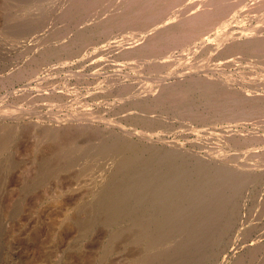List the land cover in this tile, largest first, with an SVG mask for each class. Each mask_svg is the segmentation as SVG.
<instances>
[{
  "label": "rangeland",
  "instance_id": "374dc122",
  "mask_svg": "<svg viewBox=\"0 0 264 264\" xmlns=\"http://www.w3.org/2000/svg\"><path fill=\"white\" fill-rule=\"evenodd\" d=\"M114 1L0 0V264H264V41L256 47L264 39V25L256 22L264 18V0H246L242 24L228 17L225 44L236 50L206 59L218 51L216 43L195 51V39L207 37H178L185 53L170 57L181 61L168 72L142 61L133 68L135 45H117L115 38L133 30V39L166 43L159 18L160 31L133 28L125 18L139 2H130L124 16ZM191 4L184 16L199 10ZM104 12L119 32L85 38ZM198 56L208 75L228 81L224 90L241 92L238 105L223 98L225 106L210 107L213 93L186 92L192 77L177 73ZM157 70L171 73L165 82L173 103L161 108L152 107L161 97ZM133 97L144 105L133 109ZM191 105L202 120L179 116ZM225 107L227 117L241 114L212 118ZM23 110L30 114L19 117ZM45 156L59 162L45 169ZM252 156L260 161L254 171ZM139 254L143 260L133 263Z\"/></svg>",
  "mask_w": 264,
  "mask_h": 264
},
{
  "label": "bare ground",
  "instance_id": "6f19581e",
  "mask_svg": "<svg viewBox=\"0 0 264 264\" xmlns=\"http://www.w3.org/2000/svg\"><path fill=\"white\" fill-rule=\"evenodd\" d=\"M22 1V0H21ZM74 1H77V0H73ZM86 1V0H85ZM116 1V5L117 6H120L118 7V10L120 11L121 10V13L124 15V16H128V12L130 10H132V5L130 2H134V1H137L139 2L138 3V6L136 8V10L134 11V15H129L128 18H125V21L127 22L128 25H131V27L133 28H137V27H143V28H148L149 27V24L151 26H154L153 28L157 31H160L161 28H157L158 26L155 24L157 23H161L160 26L163 25V29L165 28V32L168 36H170L168 39V41L166 43H162L161 41V45H157L155 42V40H148L144 38V36L141 38L144 40H141V39H133L134 36H136V32L135 33H132L133 30H130V31H123V32H120L118 33V35L115 37L116 39H118L116 41L117 45H122V46H126L127 44L130 45V42L135 45V47L131 48L130 49V52H129V56H131L132 58V63L135 64L133 68H138L141 64V61L143 63H148L149 66L150 65H156V67H158L160 64H162L161 66H164L166 68L165 71H171L172 70V62L174 65L177 64V62H180L181 60V57H178L177 61L176 60H173L171 61L170 60V57H174L175 55H177V53L181 52V54H184L185 50L182 49L183 47H177L178 43L176 44L174 41L175 40H178V37L180 38H183L185 39V41H189V40H192V39H195L196 34L199 36V35H203L206 38V40L204 41V39L202 38V36H199L198 38L195 39V42H198L200 45L199 47H197L198 45L196 44L195 47H197L195 49V51H201L202 49H207V45L208 44H213V43H216V49L218 51H212L211 52H207V54L205 55V58L208 59L209 57L215 55V54H218V57L220 56L222 59L225 58L226 55H228L229 53H231L232 50H236V46L235 45H232L231 43H229L227 46L225 44L226 42V34L228 33L227 32V29L230 28L231 26V23H230V17H231V20H232V23H238V24H242V20H241V16H243L242 14H238L242 11H244L246 9V7L249 6V4H247V1L246 0H131V1H127V0H115ZM114 1V2H115ZM254 1V0H253ZM40 2V1H39ZM46 2V1H45ZM195 3L196 6H198V11L196 13H194L193 15H190V16H184V10L183 9H186V8H190V6H192L191 3ZM263 3V0L262 2ZM90 4V3H89ZM140 4V5H139ZM253 4V3H252ZM194 7V6H193ZM177 8L179 9L178 12L174 11V9ZM245 8V9H244ZM196 9V8H195ZM239 9L241 11H239ZM244 9V10H243ZM64 10V9H63ZM248 10V9H247ZM128 11V12H127ZM192 11V9H191ZM246 11V10H245ZM250 11V10H249ZM255 11V10H254ZM253 11V12H254ZM263 11V10H262ZM81 12V11H80ZM195 12V11H194ZM105 13V12H104ZM102 14V17H100V15L98 16L99 19L101 20H98V21H93L90 23V25H92L91 27H88L86 28V33L88 34H83V36H85V38L88 36H90L91 33H94V32H97L98 30H101L103 34H106L109 36V33L110 34H114V33H117L119 31H117V29H115V20L114 19H111L110 18H107L105 17L106 16V13L105 14ZM127 13V14H126ZM121 14V15H122ZM189 14V13H188ZM73 15V14H72ZM136 15V16H135ZM264 15V14H263ZM252 16V15H251ZM97 17V16H96ZM229 17V18H228ZM250 17V16H249ZM159 18V21L157 23H155V21H157V19ZM72 19V18H71ZM82 19V17H81ZM250 20V19H249ZM256 22H259V24H262L264 25V18L263 16L261 15L259 17V20L256 19ZM252 24V23H251ZM88 26V25H87ZM250 26V25H249ZM142 30V29H141ZM146 30V29H145ZM244 31H255L254 29H251V28H243ZM137 31V30H136ZM144 31V30H143ZM142 32V31H141ZM261 32V31H260ZM85 33V32H84ZM155 33V32H154ZM152 33V34H154ZM211 33H214L213 36L211 35ZM255 33L258 34V32L255 31ZM63 34V33H62ZM234 34H237V33H234ZM243 34V33H242ZM157 35V34H156ZM239 35V34H237ZM153 35H151L152 37ZM167 36V37H168ZM229 36H232V35H229ZM122 37V38H121ZM150 37V38H151ZM263 37V36H262ZM114 38V37H113ZM114 38V39H115ZM154 38V37H153ZM163 38V37H161ZM243 38V37H242ZM111 39V38H110ZM157 39V38H156ZM160 39V38H159ZM245 39V38H244ZM249 39V38H247ZM94 40V39H93ZM181 40V39H180ZM199 40L201 41H204V42H199ZM230 40V39H229ZM228 40V41H229ZM254 40V39H253ZM256 40V39H255ZM138 41H143V42H140L138 43ZM250 41V39L248 40V42ZM263 41L264 39L263 38H258L257 40V44H256V47H259L262 49V44H263ZM159 42V41H158ZM209 42V43H208ZM230 42V41H229ZM255 42V41H254ZM113 43V42H112ZM194 43V42H193ZM236 43V42H235ZM94 44V43H93ZM131 44V45H132ZM157 45V46H156ZM163 45V46H162ZM214 45V44H213ZM232 45V46H231ZM137 46H140V48L142 47V50H137L136 51V47ZM250 46V45H249ZM264 46V45H263ZM114 47V46H113ZM117 47V46H116ZM193 47V46H192ZM194 48V47H193ZM245 48V47H244ZM251 48V47H250ZM252 48L254 49L255 46H253V43H252ZM108 49V48H107ZM187 51H189V46L187 47ZM257 49V48H256ZM264 49V48H263ZM156 50H159L158 53L156 54L155 51ZM163 50V52H162ZM194 50V49H193ZM194 51V52H195ZM255 51V50H254ZM119 52V51H118ZM160 52V53H159ZM250 52V51H249ZM162 53V54H161ZM260 53V51H259ZM81 54V53H80ZM198 54V53H197ZM200 54V53H199ZM203 54V53H202ZM254 54V53H253ZM75 55V54H74ZM246 55V54H245ZM250 55V54H249ZM122 56H125V52L122 53ZM134 56V57H133ZM240 56V55H239ZM197 57V56H196ZM202 56H198V61L194 64H191V65H194V68L190 66H188L187 68H185L187 71L184 72H180L178 71L177 75L179 74V76L181 77L180 79H182L185 75H189L191 78V82L189 84V86H187V93H190L188 91H190V89L198 92V94H206V90L208 92H211L213 93V95H211V100L209 101H206L208 104H210L209 106L210 107H215L216 105H222V106H225L226 104H235L236 101L235 100H238V101H241L243 99H240V97L238 98L237 96L241 93L238 91L237 95L233 96V93H229L228 91L224 90L226 88H229L231 87L230 85L227 84L228 81L226 80H221V79H217L218 77H216V75H208L206 71H204L202 69L203 65H207V67L209 66L206 62L205 63H201L202 62ZM262 58V56H260ZM165 58H168L171 62L170 63H163V59ZM204 58V57H203ZM217 58V57H216ZM215 58V59H216ZM256 58V57H255ZM214 59V58H213ZM258 59V58H257ZM125 60V59H124ZM130 60V59H129ZM212 60V59H211ZM230 60V59H229ZM248 60V59H247ZM246 60V61H247ZM127 61V60H126ZM209 61V60H208ZM207 61V62H208ZM243 61V60H241ZM251 61V60H249ZM254 61H256L254 59ZM258 61V60H257ZM164 64V65H163ZM172 64V65H173ZM183 65V64H182ZM220 65V64H219ZM218 65V66H219ZM148 66V65H147ZM216 67V65H215ZM147 68V67H146ZM145 68V69H146ZM152 70L155 69L154 66H151L150 67ZM204 68V67H203ZM222 68V67H221ZM184 69V70H185ZM210 69V68H209ZM216 69V68H215ZM227 69V68H226ZM264 69V68H263ZM177 70V69H176ZM183 70V69H182ZM164 71V72H165ZM204 72L205 73V76H200L197 75L199 72ZM218 71V70H217ZM157 72L158 75H161V79L160 81L162 82L160 84V86L156 89V90H159V96L161 97H158L160 98L159 101H155V105L154 103L152 104V107L156 108V107H164V105L166 103H168L169 105L172 104L171 103V100H169V98H172V97H168L170 95L169 92H167V82L166 81V78H168L169 74L171 73H165L162 72V74L157 70L155 71ZM211 72V71H209ZM175 73V72H173ZM166 76V77H165ZM198 76V77H196ZM218 76V75H217ZM232 76V75H231ZM255 76V75H254ZM210 78V79H208ZM229 78V77H228ZM227 78V79H228ZM233 78V76H232ZM223 79V78H222ZM186 77H185V80L186 81ZM223 82H221V81ZM257 80V78H256ZM183 81V80H182ZM231 81V80H230ZM179 82V81H178ZM176 83V82H175ZM167 85V86H166ZM186 84L185 83H181L179 85L178 88H180L181 90L183 89V87H185ZM230 89V88H229ZM169 90V89H168ZM234 90V89H233ZM20 91V89H19ZM24 91V90H23ZM23 91L21 92V94H23ZM232 91V90H230ZM26 92V91H25ZM174 92V91H173ZM184 92V91H183ZM203 92V93H202ZM237 92V91H236ZM16 93V92H15ZM176 93H178L176 91ZM175 93V94H176ZM181 93V92H180ZM187 93H184L185 95ZM157 94V95H158ZM183 94V97H185ZM192 94V92H191ZM190 94V95H191ZM154 95V94H153ZM156 95V94H155ZM164 95V96H163ZM210 95V93H209ZM8 96V95H7ZM188 96V95H187ZM194 96V95H193ZM202 96V95H200ZM222 96V97H221ZM22 97H27L26 94H23ZM176 97V95H175ZM180 97V96H179ZM182 97V96H181ZM182 97V98H183ZM210 97V96H209ZM207 97V98H209ZM157 98V96H156ZM178 98V97H176ZM180 98L179 100H182L183 102L182 103H186V100L183 98ZM187 100L189 101L191 98H188L186 97ZM205 98V99H207ZM223 98L225 99L226 101V104L224 105L223 102H221L223 100ZM200 99V98H199ZM203 99V101L205 100ZM129 100H133L131 101L133 103L132 107L133 109L137 107V105H144V99L142 97H140V100L138 97H133L132 99H129ZM128 101V99H127ZM173 101V100H172ZM177 101V100H176ZM175 101V102H176ZM196 101V100H195ZM201 101V99H200ZM126 102V101H125ZM4 103V102H3ZM188 103H193V102H188ZM8 104V103H7ZM116 104V103H115ZM114 104V105H115ZM123 104V103H122ZM121 104V105H122ZM195 104V103H194ZM10 105V104H9ZM12 105V103H11ZM10 105V106H11ZM113 105V104H112ZM111 105V106H112ZM118 105V103H117ZM154 105V106H153ZM235 105H238V103H236ZM247 105V104H246ZM120 106V105H119ZM234 106V105H233ZM244 106V105H243ZM241 106V107H243ZM248 106V105H247ZM5 107V106H3ZM13 107V106H12ZM11 107V108H12ZM120 107H123V106H120ZM167 107V106H166ZM192 107V105H191ZM201 107V106H200ZM229 107V106H228ZM232 107V106H231ZM15 108V107H14ZM17 108V107H16ZM104 108V106H103ZM110 108V107H109ZM115 108H118V107H115ZM153 108V109H154ZM172 109L173 110V107L169 106L168 109L167 108H162L163 110L162 113L166 112L168 114L167 111H169V109ZM197 108V107H196ZM195 107H192L189 111V109L185 106L184 109H181L180 112H179V116L180 117H184V118H188V121H193V122H198V120H202L203 119V116H200L199 114H197V111L199 109H196ZM205 108V107H204ZM216 108V107H215ZM102 109V108H101ZM107 109V108H106ZM132 109V108H131ZM188 109V111L186 112V114H182L184 112V110ZM226 109L225 108H220V113H215L214 116L212 118H214L215 120H222L223 121H228V118H231V119H234L235 116L241 114V113H238V114H234L232 111H231V117H227V115L230 114L229 110H224ZM38 110V109H37ZM110 110H113V109H110ZM166 110V111H164ZM213 110V109H212ZM223 110V111H222ZM233 110V109H232ZM243 110V109H242ZM241 110V111H242ZM24 111V110H23ZM41 111V110H40ZM40 111L38 110L37 113H34L35 116H40ZM103 111V110H102ZM105 111V110H104ZM103 111V112H104ZM114 111V110H113ZM222 111V112H221ZM125 112V111H124ZM205 112V111H204ZM247 110H245L244 112L242 113H246ZM12 113V112H11ZM90 113V112H89ZM211 113V111H210ZM14 113H12L11 115L14 117L15 115H13ZM30 113L24 111L22 112V115L19 116V117H23L26 116V115H29ZM44 114V113H42ZM41 114V115H42ZM206 114V113H205ZM47 115V113H46ZM44 115V116H46ZM253 115V114H252ZM251 115V117H252ZM10 114H6V115H3L2 117H9ZM18 116V115H16ZM15 116V117H16ZM120 116V115H119ZM125 116H128V115H125ZM129 117V116H128ZM127 117V118H128ZM10 118V117H9ZM126 118V119H127ZM184 118H181V119H184ZM7 119V118H5ZM20 119V118H19ZM28 119V118H27ZM142 124L141 125H146L142 120H140L139 118H137ZM208 119V118H207ZM8 120V119H7ZM128 120V119H127ZM158 120V119H157ZM157 120H154V121H157ZM211 119H209L210 121ZM105 121H110L108 119H105ZM153 121V120H152ZM151 121V122H152ZM153 121V122H154ZM160 121V120H159ZM207 121V120H206ZM3 122V121H2ZM106 122V123H107ZM202 122V121H201ZM212 122V121H211ZM214 122V121H213ZM212 122V123H213ZM105 123V122H104ZM119 123V122H118ZM6 124V123H5ZM120 124V123H119ZM184 125V124H183ZM121 126V124H120ZM123 126V125H122ZM185 126V125H184ZM187 126V125H186ZM190 126V125H189ZM210 126V125H209ZM216 126V125H215ZM126 131V130H125ZM124 132V131H123ZM127 132H129L127 130ZM130 133H135L136 135H138L136 133V131H131L129 132V135ZM141 138H144V136H141ZM140 138V139H141ZM69 144L72 143L71 140H68ZM2 145V144H1ZM133 146V145H132ZM130 147V146H129ZM251 153V152H250ZM257 156V155H256ZM256 156H252V159L250 162H252V164L255 165V167H253L252 171L256 170V163H257V159ZM251 157V156H250ZM43 161L40 162L44 165L45 169H50L53 166V164H55L56 162H59L58 160H53L51 161V158L50 157H44L42 158ZM41 159V160H42ZM68 162L70 164L72 163H75V161L77 160V158H73V157H70L69 159H67ZM166 160V159H165ZM260 163V161H259ZM257 163V164H259ZM261 165V164H260ZM30 180V179H29ZM22 185V184H21ZM11 200V199H10ZM143 260V257L140 256V254L138 255V257H135L134 258V262L133 263H139L140 261Z\"/></svg>",
  "mask_w": 264,
  "mask_h": 264
}]
</instances>
